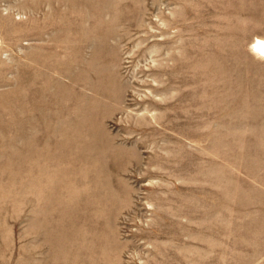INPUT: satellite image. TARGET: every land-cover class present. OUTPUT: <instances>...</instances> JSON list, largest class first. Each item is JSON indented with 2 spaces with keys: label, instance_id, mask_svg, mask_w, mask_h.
Masks as SVG:
<instances>
[{
  "label": "rangeland",
  "instance_id": "1",
  "mask_svg": "<svg viewBox=\"0 0 264 264\" xmlns=\"http://www.w3.org/2000/svg\"><path fill=\"white\" fill-rule=\"evenodd\" d=\"M260 36L264 0H0V264H264Z\"/></svg>",
  "mask_w": 264,
  "mask_h": 264
},
{
  "label": "bare ground",
  "instance_id": "2",
  "mask_svg": "<svg viewBox=\"0 0 264 264\" xmlns=\"http://www.w3.org/2000/svg\"><path fill=\"white\" fill-rule=\"evenodd\" d=\"M252 48H253V50L257 53V54H259L260 56H264V37H256L255 38V40L253 41V44H252ZM169 53H172L171 51L169 52ZM173 55V54H172ZM201 55V54H200ZM176 56V55H175ZM174 56V57H175ZM173 57V58H174ZM199 57H201V56H199ZM176 58H177V56H176ZM175 58V59H176ZM202 58V57H201ZM171 59H172V56H171ZM177 60H178V58H177ZM200 60V59H199ZM177 62V61H176ZM184 62V61H183ZM185 63V62H184ZM180 65V64H179ZM178 65V66H179ZM183 65V64H182ZM186 65V64H185ZM199 67H200V65H199ZM196 68V67H195ZM188 69V68H187ZM186 69V70H187ZM197 71V81H198V78H199V80H200V82H201V76H202V71H201V69H199V70H196ZM181 72H183V70L181 71ZM187 72V71H186ZM179 73V72H178ZM188 75H189V73H188ZM195 75V74H194ZM181 79H183V78H181ZM171 83V82H170ZM201 87V84L200 85H198V87H197V90H198V93L201 91V89H200V87ZM197 98H199L200 99V95L197 97ZM195 100V99H194ZM197 101V100H196ZM202 101V100H201ZM137 120V119H136ZM134 151H135V149H134ZM137 154V153H136ZM135 157V156H134ZM137 163V162H136ZM91 212H89V214H90ZM92 215V214H91ZM81 218V217H80ZM79 218V219H80ZM86 218V217H85ZM89 218V217H88ZM80 228V227H79ZM87 228V227H86ZM79 237H81V236H79ZM83 239V238H82ZM94 239V238H93ZM80 241V240H79ZM83 241V240H82ZM81 241V242H82ZM111 241V240H110ZM112 242V241H111ZM82 244H83V242H82ZM108 244V243H107ZM84 245V244H83ZM82 245V246H83ZM77 247H79V243H78V246ZM85 248H86V246H85ZM84 249V248H83ZM91 249V248H90ZM110 250V249H109ZM77 251H79L78 249H77ZM111 252V251H110ZM163 252V251H162ZM162 252H161V254H162ZM78 253V252H77ZM98 253V252H97ZM121 254V253H120ZM98 255V254H97ZM94 256V255H93ZM152 258V257H151ZM164 258V257H163ZM172 258V257H171ZM81 260H82V258H80ZM112 259V258H111ZM155 260V259H154ZM167 260V259H166ZM78 261V260H77ZM81 262V261H80ZM84 263V262H83ZM172 263V262H171ZM81 264H82V262H81Z\"/></svg>",
  "mask_w": 264,
  "mask_h": 264
}]
</instances>
